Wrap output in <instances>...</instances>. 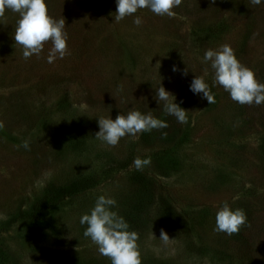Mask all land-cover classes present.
I'll list each match as a JSON object with an SVG mask.
<instances>
[{
    "label": "rangeland",
    "instance_id": "1",
    "mask_svg": "<svg viewBox=\"0 0 264 264\" xmlns=\"http://www.w3.org/2000/svg\"><path fill=\"white\" fill-rule=\"evenodd\" d=\"M47 4L65 18L71 52L54 63L47 62L50 44L23 59L14 39L18 13L6 10L0 21V264H111L84 236L80 218L100 195L115 198L112 210L125 218L139 195L137 177L156 193L131 229L142 264H264V104L233 101L203 61L227 43L264 82V0H183L174 17L144 8L118 23L117 0ZM196 76L215 103L190 89ZM161 85L187 110L186 124L165 114ZM130 110L151 112L168 127L125 136L115 147L95 138L100 117ZM25 140L30 149L16 147ZM136 157L151 164L137 170ZM89 175L97 181L63 198L48 221L42 212L20 217L35 214L48 189ZM224 201L244 209L250 226L214 231ZM168 208L187 227L164 220ZM162 228L168 244L159 239Z\"/></svg>",
    "mask_w": 264,
    "mask_h": 264
},
{
    "label": "clouds",
    "instance_id": "2",
    "mask_svg": "<svg viewBox=\"0 0 264 264\" xmlns=\"http://www.w3.org/2000/svg\"><path fill=\"white\" fill-rule=\"evenodd\" d=\"M182 2L183 0H117L115 22L133 16L139 9L144 8L159 16L174 17L173 9L179 7ZM250 2L252 5H260L262 0ZM6 10L19 15L14 39L15 44L23 49L24 60L30 59L33 55L40 57L46 44L51 45L47 55L49 64L71 54L65 18L53 17L49 13L47 0H0V21L4 20ZM133 23L139 26L142 20L137 16ZM203 61L211 62V68L214 70L213 84L222 86L229 92L233 101L241 105L264 104V82L258 80L253 69L241 63L229 44L225 43L218 49H208ZM176 70L174 66L173 71ZM184 74H187V69ZM190 89L194 93H202L209 105L216 102L215 95L203 76H196ZM157 99L158 102H164L165 114L175 116L181 124L188 122L187 110L175 103V97L162 85L157 89ZM98 124L100 130L95 134V138L112 147L117 146L125 136L135 137L139 133L168 127L165 120L154 117L151 112L143 114L139 110H130L126 115L119 114L115 119L100 117ZM3 129L4 122L0 120V130ZM162 136L166 137L167 133H162ZM21 146L30 149L27 140L16 147ZM133 163L137 170H143L151 164V157L144 159L136 157ZM116 205L115 198L100 195L90 214L86 213L80 218V223L87 225L83 234L98 247L100 255L110 259L111 264H142L138 244L139 233L129 230V224L124 217L112 210ZM246 225L250 226L245 210L242 208L233 210L227 201H224L216 212L214 228L216 232L238 234ZM159 239L164 244L171 240L163 228Z\"/></svg>",
    "mask_w": 264,
    "mask_h": 264
},
{
    "label": "trees",
    "instance_id": "3",
    "mask_svg": "<svg viewBox=\"0 0 264 264\" xmlns=\"http://www.w3.org/2000/svg\"><path fill=\"white\" fill-rule=\"evenodd\" d=\"M259 148L261 149L262 152H264V133ZM175 163L178 162L175 161ZM169 169H172V167ZM159 173H162V171H160ZM171 174L172 173L168 171L165 173V176H171ZM158 175L160 176V174ZM136 179H138L136 184L139 187V190L137 191L139 195H137L133 201L134 204L131 207L132 210L128 211L129 213L128 214L126 213V217L124 218L129 224V230L134 228L135 223L145 218L143 212L148 209L149 201L152 202L151 200L156 194L153 188L148 187L150 185L146 183L145 178L140 179L139 177H137ZM95 181H97V176L89 175L86 177L77 178L70 184L61 187L60 189L50 188L48 189V191H51L50 194L44 196L42 200L43 202H41V205L39 206L40 208L35 210L34 212L35 214L26 213L20 215V217H26V218L32 217L33 219H37L36 217L38 216V213L42 212L44 215L42 220L48 221L47 219L52 215L53 212H55L58 209L60 202L62 201L63 198H66V196L68 195L74 194L78 190L80 191L84 188H87L89 187V185H93ZM46 215L49 217H47ZM162 215L164 217V220L171 219V221L173 220V222L177 225L186 226L185 221H182L180 216L176 214L175 211L170 210V208H168L167 211L164 210V212H162Z\"/></svg>",
    "mask_w": 264,
    "mask_h": 264
}]
</instances>
